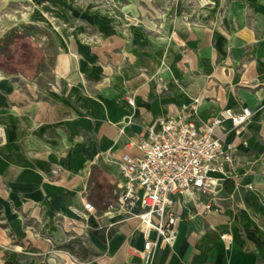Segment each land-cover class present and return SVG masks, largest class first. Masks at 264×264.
<instances>
[{
    "label": "rangeland",
    "instance_id": "obj_1",
    "mask_svg": "<svg viewBox=\"0 0 264 264\" xmlns=\"http://www.w3.org/2000/svg\"><path fill=\"white\" fill-rule=\"evenodd\" d=\"M70 37L74 38L72 43ZM263 40L264 0H0V116L5 109V112H12L11 118L34 122L35 109L29 108L35 105L34 102L48 98L47 94L56 89L66 95L71 84L69 76L80 71V62L85 63L90 81L98 84L104 77L98 85L99 90L111 86L116 72L125 74L129 70L136 74L131 77L130 82L148 74L150 90L149 83L156 70L168 69L166 82L171 92L168 96L181 90L180 86L184 83L182 73L187 71H191L193 78L211 74L212 78H206L217 86L221 81L214 72L217 69L219 77L223 79L229 76V70L233 67H229L230 61L227 64L226 62L235 54L233 47L238 44L241 49L242 65L236 69L240 76L244 73V66L252 63L255 58L262 56L261 59L264 60ZM135 47L142 48L147 57H157L158 61L145 56L139 59L141 49L132 51ZM213 47L223 48L219 58L216 50L213 56L217 57L211 56ZM71 51L79 59L68 56L70 71L63 78L57 73L60 57ZM198 59L199 73L191 69ZM209 59L213 61L214 68ZM139 65L141 70L138 73ZM257 71L260 77L241 79L238 82L239 87H217L232 96L231 104L235 103V91L237 102L251 107L253 118L246 132L250 134V127L261 131H256L254 137L239 148L238 160L241 165L239 177L236 178L237 184L234 182L231 191L226 188L219 190V209L213 203L210 210L204 211V218L208 220L212 217L217 219L229 216L233 225H237L233 219H241L242 232L254 226L264 229V68L259 65ZM62 79L65 80L57 85L55 80L60 82ZM124 84L126 85V80ZM186 102L193 101L187 99ZM37 105L47 115L44 104ZM16 106L20 113L28 110L19 115ZM86 116L92 119L89 114ZM62 122L54 125L55 129L48 130L46 135L72 140L68 150L71 154L79 151L87 157L98 146L96 130L98 132L100 126L94 127V131L87 135L81 130L82 127H71V119L65 118ZM10 124L12 128H19L17 121H11ZM35 126L36 124L31 125L26 133L29 134ZM3 127H7L6 124L0 123V129H4ZM108 129L109 125L106 124L104 131ZM23 130L25 129L22 126L21 131ZM113 130L117 136L118 128L113 127ZM0 134L2 135L1 132ZM71 154L60 155L63 156V161L59 166L76 173L74 167L67 165L73 162ZM84 159L91 163L95 161ZM86 165L88 168L85 167L84 172H88L85 176L67 172L66 184H57L61 180V174L57 170L52 171L48 179L59 190L67 192L63 189L66 188L76 192V196L80 182L86 178L84 197L89 195L91 187H96L95 197L102 207L107 205V209L100 211L94 204L96 216L87 222L82 231L83 223L78 220L74 223L73 216L69 214L72 200L70 197L65 198L62 191H59V196L64 199L61 207L49 216L43 215L39 221L33 219L32 211L0 196V264L108 263L116 251L111 250L110 246L116 236H121L118 231L121 225H114L109 229L100 227L115 224L120 218L113 212L117 201V167L107 157H100L94 166L89 163ZM225 192L232 204L226 201ZM223 206L231 209L222 211ZM198 214L197 208H192V218ZM63 216L66 225L63 223ZM101 218L102 221H99ZM136 223L133 219L129 221V224ZM72 226H76L77 231ZM66 228L70 233H66ZM216 229L222 231L219 226ZM28 232L35 237L31 235L28 238ZM122 232L128 235L129 227H123ZM152 239H155V233L152 234ZM139 241V236H135L130 242L125 240L122 245L120 242L121 247L118 250L124 245L125 250L129 249L130 243L139 245ZM161 254L162 250L148 264H158ZM136 262L144 264L141 260Z\"/></svg>",
    "mask_w": 264,
    "mask_h": 264
},
{
    "label": "crops",
    "instance_id": "obj_2",
    "mask_svg": "<svg viewBox=\"0 0 264 264\" xmlns=\"http://www.w3.org/2000/svg\"><path fill=\"white\" fill-rule=\"evenodd\" d=\"M236 45V47H233L235 54H232L226 62L227 64L230 61L229 67H233L229 70V76L226 79H223L222 77H219L217 69L214 72V75L219 81H221L217 86H214L207 79L210 75H202L198 78H193L191 71H187L186 73H182L184 76V83L180 86L182 91H177L175 95L168 96L171 93L170 86L166 82V89L164 88L160 90L164 85L159 82L160 78H163L165 81L167 80L168 69L165 72L156 70V74L152 76V81L149 83L151 87L150 90L148 88V74H144L143 76H140V78L134 79L133 82H130L132 81L131 77L136 74H134L132 70H129L126 71L125 74L117 73L115 71L116 74L112 78V82H115L114 85H112L111 82V86L99 90L98 85L104 80V77L98 84L90 81L88 76L89 72L85 63L80 62V71L74 72L69 76L71 78V84L66 95L61 94L56 89L54 92L47 94L48 98L34 102L35 105L29 108L35 109L34 122H27L24 119L14 117L11 118L10 115L12 112L9 110H6L5 112L4 109L0 116V123L6 124L7 126L3 127L6 131L3 132V137L0 138L1 198L4 200L11 199V201L15 202L22 208H25L27 211H32L33 219L36 221H39V218L41 219L43 215H51L61 207L64 199L61 195L59 196V191L65 193V198H71V206L83 208L86 203L94 206L88 196L84 197L87 183L86 178L80 182L78 187L79 193L75 196V193L66 188L62 187L67 192L59 190L55 183L54 185L49 181L48 175L50 176L52 171L57 170L61 174V180L57 182V184H66L68 177L67 172L87 175L88 171L84 172V168L88 165H86V163L93 165L96 160L103 157L107 152L109 153L110 150L115 153L116 157H119L123 152L121 149L124 150L125 144L124 139H118L119 124L126 117L125 122H129L128 116L132 118L133 124L126 127V133L131 136L134 133L140 132L145 122L150 121L153 117L180 112L183 104H191L186 102L187 99L192 101H195L194 99H196L201 103V107L195 116V120L201 122L210 120L223 108L239 107L241 103L237 102L234 90H232L234 91V95H232L235 98V103L231 104L233 102L232 96H229V93H227L226 90H220L217 87L219 85H230L232 88H236L239 87L238 82L241 79H256V77L259 76L257 66L261 65L262 68H264V60L261 59L262 56L260 58H255L252 63L244 66L243 75L238 76L236 69L242 65L240 62L242 58L240 54L241 49H239L238 44ZM139 48L140 47H135L132 51H136ZM140 49L141 54L138 57L139 59H141V56H145L142 48ZM214 50L218 52L217 56L219 58V53L220 51H223V48L217 49L213 47L211 56H213ZM109 58L112 59L111 57ZM147 58L158 61L157 57H155L156 60L153 56ZM210 59L209 63L211 62V65L213 66V61ZM100 66H102V64H100ZM151 66L153 70L152 61ZM199 66L200 61L198 59L194 66H191V69H195L199 73V70H197ZM162 68L164 69V67ZM115 69L117 68L115 67ZM139 70H141V65L138 66V73ZM65 79H62L60 82L55 80L56 84H61ZM125 80L126 85L124 84ZM92 85L93 88L91 87ZM158 86H160V88H158ZM143 88L144 90H142ZM91 92L94 93L92 94ZM131 96L135 97V107L129 106L127 102V97ZM38 103L44 104L47 115L42 112V108L37 105ZM18 106L23 107V105L20 104H18ZM18 106L15 107L17 112L19 111L17 108ZM243 106L250 107L247 105ZM215 109L218 110L215 112ZM26 110H24L23 113L18 112V114L22 115ZM88 114L92 119H89L86 116ZM65 118L72 120L71 127L78 125L79 127H82L81 130L87 135H90L94 131V127L98 128L100 126L98 132L96 130L98 146L89 152L87 157L83 156L79 151H74L73 154L68 151L69 146L72 145V140L66 137H50L46 135L48 130L55 129L54 127L56 126L54 125L63 123L62 121H64ZM11 121H17L20 129L12 128V125L10 124ZM33 124H36V126L31 128L29 134L26 133V130ZM106 124L109 125V129L104 131V126ZM22 126L25 129L23 131H21ZM113 127L118 128L117 136H115L116 134L114 133ZM249 129L250 134L247 132L244 134L246 140H251L256 131H261V129L259 130L258 128L252 129V127H250ZM100 134H105V136H101ZM232 139L233 136L229 138V140ZM62 154L72 155L73 162H70V164L68 162L66 163H68V166L74 167L76 173L72 172L70 169H64L59 166L62 165L63 156H60ZM84 158L94 159L95 161L91 163L85 161L86 159ZM116 177L119 179L118 168ZM233 186V182H228L225 188L228 191H231ZM261 190L258 192H261ZM224 196L226 201L232 204V200H228L229 195L227 192L224 193ZM216 207L219 209L217 204ZM223 207L224 209L221 210L225 212L231 209L228 208V206ZM69 214L73 216L72 221L74 223H76V220L80 221L72 214L70 209ZM93 217L94 216L91 218ZM202 217L204 218V216ZM99 221H102V218L99 219ZM233 221H236L235 223H237V225H233L232 218L229 216H222L217 219L212 217L210 220L206 218L203 220H194V218L190 219L188 212L185 211L183 220L179 224L178 234L173 246H165L161 249L162 254L158 264H264V229L254 226L252 229L242 232L241 219H233ZM63 223L66 225L64 216ZM83 225L84 228H82V231L85 229V224ZM111 225L112 224H105L103 227L104 229H109L112 228ZM125 226L121 225L119 227L118 231L121 236H116L113 244L110 246L111 250L116 251L106 264H139L136 260L140 259L134 258L132 260L130 258V249H143L144 241L142 235L136 232L131 236L130 228V233L128 235L125 234L122 232V229ZM218 226L221 228V232L217 229L215 230ZM75 227L76 226H72L71 228H74V231H77ZM66 233H70L67 228ZM31 235L35 237L33 233L28 232V238H30ZM223 235H229L231 237L232 241L230 244L227 245L224 242L222 239ZM135 236H139L140 238L139 245H131L130 243L129 249L125 250L124 245L118 250L125 240L130 242ZM121 237L124 239L123 242ZM120 242L122 243L119 246ZM117 245L119 246L118 248ZM40 250L44 251L43 249ZM161 250L158 253H160Z\"/></svg>",
    "mask_w": 264,
    "mask_h": 264
},
{
    "label": "built area",
    "instance_id": "obj_3",
    "mask_svg": "<svg viewBox=\"0 0 264 264\" xmlns=\"http://www.w3.org/2000/svg\"><path fill=\"white\" fill-rule=\"evenodd\" d=\"M159 82L164 86L158 88L166 89V81ZM127 102L135 107V97H127ZM200 107L196 100L183 104L180 112L153 117L131 136L126 127L133 124L132 118L128 116L127 123L124 118L118 139L125 140V153L118 158L110 150L103 156L119 170L113 212L120 218L111 227L127 225L131 236L138 232L144 241L142 250L130 249L132 260L148 264L165 246L172 247L185 211L191 219L192 208L210 210L221 188L228 182L237 184L239 148L247 142L244 134L253 111L241 103L201 122L195 120ZM70 211L85 225L97 213L87 203L83 208L71 206ZM132 219L136 225L129 224ZM222 239L227 245L232 241L229 235Z\"/></svg>",
    "mask_w": 264,
    "mask_h": 264
},
{
    "label": "bare ground",
    "instance_id": "obj_4",
    "mask_svg": "<svg viewBox=\"0 0 264 264\" xmlns=\"http://www.w3.org/2000/svg\"><path fill=\"white\" fill-rule=\"evenodd\" d=\"M24 18V17H23ZM43 18H45L48 22L51 23V20L46 16V15H43ZM13 19V18H12ZM55 29L57 31H59V28L55 27ZM70 42L72 43V39H74L73 37H70ZM68 56H71L73 57L74 59H79V56L75 53H73L72 51L67 54L65 53V55L61 56L60 57V63H59V66H58V69H57V73L60 74L63 78L66 77L70 71V63H69V57ZM189 62V61H188ZM159 71V70H158ZM162 71V70H161ZM163 72V71H162ZM165 72V71H164ZM209 78H212L211 74L209 76ZM193 99V98H192ZM197 102H199L198 100H196ZM3 132H4V129H2V135H1V138L3 137ZM123 151L118 158H121L123 156V154L125 153V150H122ZM76 193V192H75ZM219 197L215 198L214 200V205L216 206L217 204V201H218ZM203 207H200L199 208V214L196 215L194 217V220H203L204 218L202 216H204V208H203V211L201 212L200 209H202ZM217 208V207H216ZM67 218V217H66ZM202 232V231H200Z\"/></svg>",
    "mask_w": 264,
    "mask_h": 264
},
{
    "label": "trees",
    "instance_id": "obj_5",
    "mask_svg": "<svg viewBox=\"0 0 264 264\" xmlns=\"http://www.w3.org/2000/svg\"><path fill=\"white\" fill-rule=\"evenodd\" d=\"M41 59H43L42 55H41ZM92 177H93V175L91 174V179H92ZM118 182H119V179L116 177L115 186L117 185ZM95 191H96V187L90 188L89 195H88L89 200L91 201V203L95 204L99 208L100 211L107 209V205L105 207H102L100 201L96 199V197H95L96 192Z\"/></svg>",
    "mask_w": 264,
    "mask_h": 264
}]
</instances>
